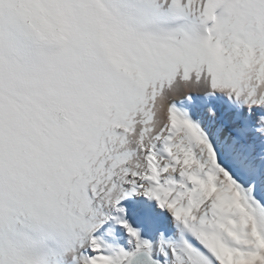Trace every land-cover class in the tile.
<instances>
[{"label":"snow or ice","instance_id":"snow-or-ice-1","mask_svg":"<svg viewBox=\"0 0 264 264\" xmlns=\"http://www.w3.org/2000/svg\"><path fill=\"white\" fill-rule=\"evenodd\" d=\"M0 264H264V0H0Z\"/></svg>","mask_w":264,"mask_h":264},{"label":"bare ground","instance_id":"bare-ground-1","mask_svg":"<svg viewBox=\"0 0 264 264\" xmlns=\"http://www.w3.org/2000/svg\"><path fill=\"white\" fill-rule=\"evenodd\" d=\"M181 97H176V99H180ZM211 106H214L217 111V123L228 122L232 118V113L229 112L228 106L222 100L219 102H211ZM209 104L203 102L201 97H198L196 103L194 104L193 111L194 114L205 121L208 124V116H207V107Z\"/></svg>","mask_w":264,"mask_h":264},{"label":"clouds","instance_id":"clouds-1","mask_svg":"<svg viewBox=\"0 0 264 264\" xmlns=\"http://www.w3.org/2000/svg\"><path fill=\"white\" fill-rule=\"evenodd\" d=\"M185 87H189L188 85H185ZM191 87L195 88L196 86L195 85H192Z\"/></svg>","mask_w":264,"mask_h":264}]
</instances>
